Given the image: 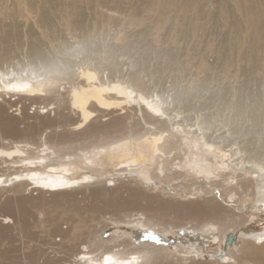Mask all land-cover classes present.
Returning <instances> with one entry per match:
<instances>
[{
  "label": "bare ground",
  "instance_id": "6f19581e",
  "mask_svg": "<svg viewBox=\"0 0 264 264\" xmlns=\"http://www.w3.org/2000/svg\"><path fill=\"white\" fill-rule=\"evenodd\" d=\"M60 10L75 37V0ZM41 13L40 34L54 43L57 28ZM259 15L252 7L250 23ZM67 40L69 59L49 67L10 62L16 47L0 42V264H264V157L227 149L199 120L184 125L132 62L113 74L109 57L87 56L84 36ZM260 44L253 39L249 57Z\"/></svg>",
  "mask_w": 264,
  "mask_h": 264
},
{
  "label": "rangeland",
  "instance_id": "374dc122",
  "mask_svg": "<svg viewBox=\"0 0 264 264\" xmlns=\"http://www.w3.org/2000/svg\"><path fill=\"white\" fill-rule=\"evenodd\" d=\"M68 1L73 2L54 0L55 8L46 11L44 0H25L20 6L14 0H1L5 7L2 10L6 11L2 14H7L0 13V42L9 49L16 47L10 62L49 67L51 60L59 63L69 59L61 40L70 42L84 36L87 56H97L98 61L109 57L108 66L113 74L121 64L124 71L126 64L133 63L132 71L143 78L149 92L158 91L172 98L170 111L181 112L184 125L189 127L199 120L209 134L224 136V141H216L227 149L237 143L245 148L247 160L264 157V44L259 45V55L249 57L247 52L253 39L264 37V0H75V13L83 27V31H75V37L62 25L60 8L62 2ZM237 4L240 10L235 8ZM254 6L260 8V15L250 23L248 14ZM222 10L227 11L225 20ZM43 11L57 28L54 43L47 35L42 37L37 26ZM257 25L260 33H255ZM118 30H122L123 38L116 37ZM33 41L38 55L30 53ZM112 59L120 64L114 65ZM204 63L208 67H203ZM32 111L31 106L28 112ZM14 113L19 115V111ZM242 199V205L251 202L248 195L244 194ZM109 227L104 231L108 233ZM32 231L34 239L43 235L39 228ZM96 237H92L91 243L99 241ZM22 241L18 238L15 244L21 245ZM6 246V240L0 238V249Z\"/></svg>",
  "mask_w": 264,
  "mask_h": 264
}]
</instances>
